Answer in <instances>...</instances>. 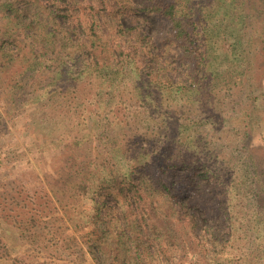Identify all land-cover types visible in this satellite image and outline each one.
Here are the masks:
<instances>
[{"label": "rangeland", "instance_id": "obj_1", "mask_svg": "<svg viewBox=\"0 0 264 264\" xmlns=\"http://www.w3.org/2000/svg\"><path fill=\"white\" fill-rule=\"evenodd\" d=\"M126 1L132 11H116V4L111 24L139 27L148 38L142 57L157 77L189 89L139 97L132 79L119 76V87L100 92V77L69 60L72 82L60 83L54 99H43V116L32 108L2 124L7 119L0 108V264H96L90 253L94 215L78 175L86 170L95 180L94 171L139 167L152 182L173 176L160 167L168 160L186 164L185 181L205 210L188 207L196 217L184 219L174 204L168 219H158L146 240L149 264H208L212 257L213 264H264V6L250 13L242 32L247 52L240 53L221 11L185 0L201 34L197 60L207 57L192 73L193 63L178 61L170 26L145 15L138 0ZM51 79L43 80V90ZM66 98L75 104L63 108ZM72 138L77 142L65 148L63 140ZM198 168L213 179L201 178ZM102 197L119 210L114 195L103 191ZM164 200L156 199L167 209ZM117 216L125 223L124 213ZM160 242L169 255L157 252Z\"/></svg>", "mask_w": 264, "mask_h": 264}, {"label": "trees", "instance_id": "obj_2", "mask_svg": "<svg viewBox=\"0 0 264 264\" xmlns=\"http://www.w3.org/2000/svg\"><path fill=\"white\" fill-rule=\"evenodd\" d=\"M138 2V9L145 15L170 26L171 40L180 48L179 63L186 65L191 62L197 67L192 69V73L197 72L207 57L201 54L203 58L197 60L195 45L201 34L196 22L189 16L187 2ZM201 2L214 5L222 12V19L231 21L234 48L238 47L240 53L247 52L242 32L249 24L250 13L254 9H261L264 0L256 5L251 4L250 0ZM116 4L120 6L116 11H132L126 0H0V108L4 112L3 120L7 119L2 124L17 120L19 114L32 108L42 110L43 116V99H54L60 83L71 84V69L76 63L82 65L81 72L100 77L101 81L97 84L100 92L101 88L111 91L119 87V76L123 80L132 79L139 97L149 98L152 92L158 91L163 94L184 93L189 89L186 84L176 83L170 77H157L151 63L142 57L141 45H144L147 37L139 33V27L122 25L120 22L111 24L114 19L112 15H116ZM51 62L57 64L56 68L51 66ZM48 75L52 79L46 82V89L43 90V80ZM66 101L70 103L65 102L61 105L63 108L75 104L69 98ZM9 136L6 135L8 142L11 141ZM76 142L74 138L69 141L65 139L63 146L69 148ZM159 156L161 160L164 155ZM160 167L167 174L173 173V176L162 174L150 182L146 170L139 172V167H112L107 173L106 170L94 171L95 180L89 178L90 172L86 170L78 175L79 189L91 202L88 209L94 215V221L90 224L93 232L90 253L96 264H106L104 256L112 259L110 264H149L153 253L146 240L156 233L158 219H168L174 204L177 206L175 212L184 219L188 215L192 217L191 220L196 217V213L192 210L189 212L188 207L205 210V202L200 194L194 193L193 185L185 181V163L168 160L161 162ZM197 171L201 178L213 179L209 170L198 168ZM102 172L104 175H99ZM103 191L117 198L116 204L124 213L125 223L117 216L119 210H115L114 206L109 207L103 200ZM158 196L165 199L163 205L169 201L167 209L158 205ZM157 249V252L165 255L170 253V248L164 242L157 244ZM206 261L213 264L217 258Z\"/></svg>", "mask_w": 264, "mask_h": 264}]
</instances>
